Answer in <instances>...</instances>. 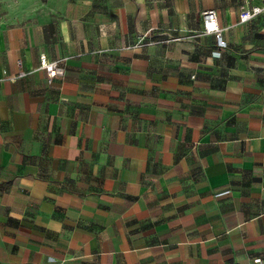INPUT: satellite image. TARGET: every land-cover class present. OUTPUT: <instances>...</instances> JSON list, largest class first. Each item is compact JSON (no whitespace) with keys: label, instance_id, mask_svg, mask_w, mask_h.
Instances as JSON below:
<instances>
[{"label":"crops","instance_id":"0c3cea01","mask_svg":"<svg viewBox=\"0 0 264 264\" xmlns=\"http://www.w3.org/2000/svg\"><path fill=\"white\" fill-rule=\"evenodd\" d=\"M245 1L264 5L0 0V264H264V15L241 23ZM42 54L65 59L52 83Z\"/></svg>","mask_w":264,"mask_h":264},{"label":"built area","instance_id":"2783aa9c","mask_svg":"<svg viewBox=\"0 0 264 264\" xmlns=\"http://www.w3.org/2000/svg\"><path fill=\"white\" fill-rule=\"evenodd\" d=\"M260 15H264V5H251L249 2L245 1L240 5L239 11V21L241 23H246L257 18ZM202 22H203V32L206 34H214L220 45H226L227 42L223 38V28L219 23V15L215 9H207L202 13ZM180 37L172 38L179 39ZM171 40V39H168ZM41 68L47 71L48 82L52 83L55 78L64 75L65 73V59L60 60H49L45 54H42L40 57ZM18 64L22 67V61L19 60ZM29 72L21 70L18 74V77H24ZM264 189V187H263ZM256 264L262 263V258L257 257L254 259ZM234 264H241L240 262Z\"/></svg>","mask_w":264,"mask_h":264}]
</instances>
